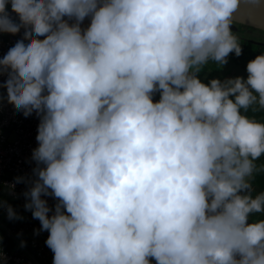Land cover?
Listing matches in <instances>:
<instances>
[{
    "label": "clouds",
    "instance_id": "9594fccd",
    "mask_svg": "<svg viewBox=\"0 0 264 264\" xmlns=\"http://www.w3.org/2000/svg\"><path fill=\"white\" fill-rule=\"evenodd\" d=\"M238 6L0 0V34L16 37L0 89L39 121L31 173L8 187L27 185L52 264H264V218L250 219L264 122L243 114L264 109V52L246 77L200 78L241 55Z\"/></svg>",
    "mask_w": 264,
    "mask_h": 264
},
{
    "label": "built area",
    "instance_id": "2783aa9c",
    "mask_svg": "<svg viewBox=\"0 0 264 264\" xmlns=\"http://www.w3.org/2000/svg\"><path fill=\"white\" fill-rule=\"evenodd\" d=\"M15 38L0 34V57ZM38 122L35 113L25 117L17 111L14 104L7 100L4 89H0V199L23 217L9 219L6 209L0 207V254L6 258L0 260V264H52L53 254L44 243L48 233H34L40 228V222L24 208L26 198L22 193L27 185L18 183L13 189L8 187L17 176L31 173L34 162H30V158L37 144ZM49 203L52 201L49 200Z\"/></svg>",
    "mask_w": 264,
    "mask_h": 264
},
{
    "label": "trees",
    "instance_id": "16d2710c",
    "mask_svg": "<svg viewBox=\"0 0 264 264\" xmlns=\"http://www.w3.org/2000/svg\"><path fill=\"white\" fill-rule=\"evenodd\" d=\"M240 44H241V55L236 56L235 54H230L227 58V63L223 64H234L236 66H239L241 69L246 68L247 61L253 59L256 55L260 54L261 52H264V44L260 43H253L249 40H246L244 38H239ZM223 65L219 66L213 62L210 67L204 66L202 68V71L200 73V78L203 82L207 83L208 80L212 78H220V72L223 69ZM223 66V67H222ZM255 109V110H254ZM243 111V110H242ZM243 114L247 115L250 119H255L259 122H264V109H260L259 104L252 105L247 112H244ZM254 163L257 166V169H259L261 166H264V156L254 161ZM251 184H252V195L255 192L264 191V171H254L253 177L251 178ZM259 218H264V214H259ZM253 217V216H252Z\"/></svg>",
    "mask_w": 264,
    "mask_h": 264
},
{
    "label": "rangeland",
    "instance_id": "374dc122",
    "mask_svg": "<svg viewBox=\"0 0 264 264\" xmlns=\"http://www.w3.org/2000/svg\"><path fill=\"white\" fill-rule=\"evenodd\" d=\"M232 29H233V32L239 36V38H244V39L249 40L253 43L264 44V30H261V29L255 28V27H251V26H246V25L238 23V22L233 23ZM207 67H210V65ZM221 80L223 81L224 79H221ZM258 193H259L258 191L255 192L253 194V196H255ZM252 216L253 217H251L250 219L253 221L260 219L259 213L253 214Z\"/></svg>",
    "mask_w": 264,
    "mask_h": 264
},
{
    "label": "bare ground",
    "instance_id": "6f19581e",
    "mask_svg": "<svg viewBox=\"0 0 264 264\" xmlns=\"http://www.w3.org/2000/svg\"><path fill=\"white\" fill-rule=\"evenodd\" d=\"M234 13L252 17L264 24V0H239V6Z\"/></svg>",
    "mask_w": 264,
    "mask_h": 264
},
{
    "label": "crops",
    "instance_id": "0c3cea01",
    "mask_svg": "<svg viewBox=\"0 0 264 264\" xmlns=\"http://www.w3.org/2000/svg\"><path fill=\"white\" fill-rule=\"evenodd\" d=\"M213 62H209L208 65L206 66H209V65H212ZM220 80L221 79H226V78H232V77H236V76H243V77H246L247 76V73H246V70L244 69H241L239 66H236L234 64H226L224 65L222 71L220 72ZM258 104V103H257Z\"/></svg>",
    "mask_w": 264,
    "mask_h": 264
},
{
    "label": "water",
    "instance_id": "95a60500",
    "mask_svg": "<svg viewBox=\"0 0 264 264\" xmlns=\"http://www.w3.org/2000/svg\"><path fill=\"white\" fill-rule=\"evenodd\" d=\"M233 20L234 22H238L246 26H251V27L264 30V24L252 17H245L243 15H238V14L233 13Z\"/></svg>",
    "mask_w": 264,
    "mask_h": 264
}]
</instances>
